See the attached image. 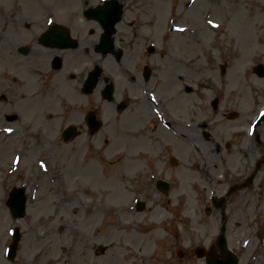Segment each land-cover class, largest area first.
Listing matches in <instances>:
<instances>
[{
  "label": "rangeland",
  "instance_id": "rangeland-1",
  "mask_svg": "<svg viewBox=\"0 0 264 264\" xmlns=\"http://www.w3.org/2000/svg\"><path fill=\"white\" fill-rule=\"evenodd\" d=\"M100 1L0 0L2 243L10 239L12 229L18 225L27 242L32 241L42 258L50 254L51 264H96L98 260L101 264H206V258L200 257L197 251L200 247L208 249L216 242L224 224L228 244L240 257L239 264H264V119L255 131H249V121L254 122L264 109V76H258L254 71L255 65L264 64V0H192L190 5L189 0L126 1L128 11L133 2H139L155 13L160 10L168 12L167 22L160 28L156 26L155 18L146 21L151 36L156 39V34L165 27L169 35L160 41L161 45L171 52L174 48L183 61L191 62L195 79H215L216 83L226 79L225 107L238 110L243 113L242 118L248 119L243 135L245 147H250L247 141H251L256 133H260L262 141L260 145L254 143L247 159L230 158L238 155L235 147L229 152L223 149L218 153L214 146L208 148L207 142L200 143L193 149L195 157L188 164L189 168L183 169V177L175 183V195L161 197L160 201L155 198L153 205L148 204L139 212L140 219L131 215V205L134 196H145L130 195L124 190L127 176L123 175L120 164L110 167L109 162L84 160L80 157L77 141L65 144L49 138L58 132L51 129L40 111L30 117L33 123L30 131L22 116L7 119L8 114L15 112L16 105H5L3 97L4 93L11 96L10 87L2 83L3 19L10 17L11 13L28 11L49 13V20L72 18L75 22L87 6L86 2L95 5ZM171 6L173 9L169 11ZM126 19L120 28L121 33L128 30ZM173 25L183 29L171 30ZM221 63L227 65L225 75L221 74ZM181 73L188 76L184 70ZM33 84L38 95L40 84L35 81ZM205 92L201 82L198 93L203 95ZM36 106L40 108L35 103ZM221 117V114L215 117V140L220 137L234 140L231 133L240 121L226 117L220 120ZM212 149V161L207 164L203 156L209 158V150ZM116 169L118 175L115 177L112 173ZM257 170L252 188L229 192L232 185ZM22 185L27 187V213L14 219L6 200L14 187ZM84 185L96 188L95 198L82 195L81 187ZM213 197H222L219 207L213 204ZM98 201H102L104 208L113 203L114 208L123 210L116 212L120 215L121 226L112 228L110 221L115 216L111 213L112 218H104V210L102 218L110 226L100 224L98 214L91 211L93 205L99 206ZM89 212L92 215L89 216ZM130 223H133L132 227H129ZM143 223L146 224L144 227L151 225L159 230L151 233ZM176 231L179 233L174 237ZM167 234L173 236L163 238ZM100 243H111L110 250L102 257L96 254ZM127 243L130 248L137 247L133 251L134 257H126L129 253ZM24 245L27 248L28 245ZM178 250L184 252L182 257Z\"/></svg>",
  "mask_w": 264,
  "mask_h": 264
},
{
  "label": "flooded vegetation",
  "instance_id": "flooded-vegetation-1",
  "mask_svg": "<svg viewBox=\"0 0 264 264\" xmlns=\"http://www.w3.org/2000/svg\"><path fill=\"white\" fill-rule=\"evenodd\" d=\"M126 1L116 0L121 20L109 36L103 34L106 28L93 17L95 13L87 17L86 9L75 22L72 18L50 21L49 13L28 11L5 17L2 83L10 87L11 96L4 93L3 97L5 105H16L7 119L22 116L28 131L33 125L30 117L37 111L51 129L59 132L49 135L53 140L63 137L66 128L74 127V140L61 138L63 142L77 140L84 159L109 158L114 166L120 164L132 190L148 201L174 193L175 183L183 177V169L189 168L195 157L193 149L200 143L207 142L208 148L214 146L218 153L235 147L238 155L230 158L247 159L254 143L260 145L261 137L258 133L247 141L249 149L245 147L243 128L248 119L239 112L232 118V110L225 107L226 79L218 83L215 79H195L193 64L183 61L174 48L171 52L161 45L160 41L167 38L165 27L156 39L151 36L146 21L155 18L158 23L164 15L165 25L168 12L159 9L161 12L155 13L139 2H133L128 11ZM103 5L97 3L102 17L112 18L115 11H106ZM125 17L128 30L121 33ZM78 29L81 32L77 33ZM183 70L188 76L182 75ZM33 81L40 84L38 95ZM201 82L206 90L203 95L198 93ZM219 114L220 120L240 121L231 133L234 140H215V117ZM212 152L209 150V158L203 156L205 163L212 161ZM257 175L258 170L252 171L229 192L252 188ZM25 244L28 246H23L19 257L10 260L2 252L0 238V264H51L36 253L32 241ZM210 249L222 257L215 245Z\"/></svg>",
  "mask_w": 264,
  "mask_h": 264
},
{
  "label": "water",
  "instance_id": "water-1",
  "mask_svg": "<svg viewBox=\"0 0 264 264\" xmlns=\"http://www.w3.org/2000/svg\"><path fill=\"white\" fill-rule=\"evenodd\" d=\"M110 3L113 4V7H109ZM107 9L110 12H114L115 14H113L112 18H110L111 20L108 21L107 25L111 28H114V24L120 19V7L116 6L115 2H107ZM90 13L99 18L102 19V21H105L106 19H108L106 16L102 17L101 15V11H99L97 8L96 9H91ZM257 71L260 75H264V68L263 65H259L257 66ZM224 72V70H223ZM25 204H26V196L24 195V188H17L15 189V191L12 193V197L10 199V205L12 206L15 214L17 216H21L24 214L25 212ZM222 246L225 249V243H224V239L222 240ZM230 252V251H229ZM233 257V260L231 262L225 263V264H237V258L233 256L232 253H230ZM218 264H222L221 262H219Z\"/></svg>",
  "mask_w": 264,
  "mask_h": 264
},
{
  "label": "bare ground",
  "instance_id": "bare-ground-1",
  "mask_svg": "<svg viewBox=\"0 0 264 264\" xmlns=\"http://www.w3.org/2000/svg\"><path fill=\"white\" fill-rule=\"evenodd\" d=\"M164 18H165V16L164 15H162V18H160L159 19V21H158V23H157V25L158 26H160L161 24H163L164 23ZM166 21V20H165ZM167 22V21H166ZM144 209V208H143ZM136 210V209H135ZM163 210V209H162ZM140 211H142V209L141 210H136V211H134V212H132L131 213V215L133 216V215H136V217L137 218H139L140 219V215H141V213H139ZM145 228H148V229H150L151 231V233L152 232H154V233H156L157 232V229H152V226L151 225H148V226H146ZM151 233H149V235L151 234ZM158 237V236H157ZM152 244H153V242H152ZM147 246V245H146ZM144 252H145V250H144ZM262 258V257H261Z\"/></svg>",
  "mask_w": 264,
  "mask_h": 264
}]
</instances>
